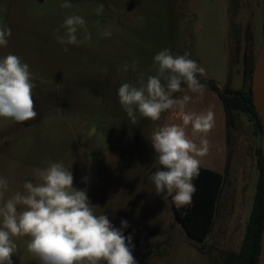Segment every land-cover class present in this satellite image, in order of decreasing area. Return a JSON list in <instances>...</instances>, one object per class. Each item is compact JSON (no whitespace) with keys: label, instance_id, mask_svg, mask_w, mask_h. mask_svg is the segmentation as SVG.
<instances>
[{"label":"rangeland","instance_id":"1","mask_svg":"<svg viewBox=\"0 0 264 264\" xmlns=\"http://www.w3.org/2000/svg\"><path fill=\"white\" fill-rule=\"evenodd\" d=\"M64 2L0 0V26L11 29L0 58L12 53L29 65L38 112L35 120L24 123L0 118V177L9 182L6 198L34 180V168L46 167L48 160L62 161L71 167L73 186L87 190L97 215L106 214L117 228L122 219L128 221L123 232L132 236L137 264H237L255 198L257 150L264 152V133L258 134L250 118L239 114L231 171L201 250L202 243L190 238L176 219L169 197L156 194L148 180L161 168L150 137L170 111L159 121L140 117L132 124L117 90L123 82L135 84L141 71L155 75L147 69L164 49L173 55L188 52L205 69L198 78L213 80L222 89L254 88L264 44V0H68L72 7L61 8ZM100 4L104 11L97 15ZM72 14L82 16L91 33V40L80 46L61 45L56 39V30ZM105 30L111 37L100 35ZM84 35L83 30L77 33L81 40ZM133 60H139L136 71H119ZM182 87L185 91L174 97H192L186 111L214 112V127L206 137L210 148L202 159L220 162L223 170L222 104L205 85L200 93ZM261 105L256 103L259 111ZM28 239H16L13 264H41L27 252Z\"/></svg>","mask_w":264,"mask_h":264},{"label":"clouds","instance_id":"2","mask_svg":"<svg viewBox=\"0 0 264 264\" xmlns=\"http://www.w3.org/2000/svg\"><path fill=\"white\" fill-rule=\"evenodd\" d=\"M60 7L72 5L65 0ZM103 11V4L95 9L97 15ZM60 29H64L63 35L58 34ZM80 30L85 33L83 40L77 36ZM56 33L61 45L80 46L91 40L85 19L76 14L66 17ZM100 35L111 37L112 33L105 30ZM10 36L11 29L0 26V47L7 46ZM63 50L67 52L68 48ZM138 67L139 60H133L125 62L119 71L127 73ZM153 71L155 75L139 72L135 84L123 82L117 95L132 124H137L140 117L156 122L165 112H179L181 123L158 125L152 131L155 163L161 168L148 180L156 194L164 199L171 196L177 207H184L192 203L196 191L193 181L210 148L206 137L214 127V112L211 108L199 113L186 111L192 97L185 94L175 98L174 94L185 91L182 85L192 92H202L204 85L198 75H204L205 69L190 59L188 52L173 55L164 49L147 69ZM35 87L29 65L19 56L9 53L0 58V118L14 123L35 120ZM45 163L46 167L32 170L34 180L25 181L23 191L7 198L9 182L0 177V264H13L12 257L18 252L16 239L22 237H29L26 250L41 264H137L132 236L123 232L128 221L122 219L117 228L106 214L97 215L87 190L73 186L71 167H65L62 161Z\"/></svg>","mask_w":264,"mask_h":264},{"label":"trees","instance_id":"3","mask_svg":"<svg viewBox=\"0 0 264 264\" xmlns=\"http://www.w3.org/2000/svg\"><path fill=\"white\" fill-rule=\"evenodd\" d=\"M198 79L201 84L209 87L217 94L224 109L226 131L225 170L221 174L200 166L199 176L193 181L196 191L192 197V206L185 214L179 213L173 206L172 197H168L171 200L176 219L185 228L190 238L202 243L200 248L202 250L205 246V240L214 224L222 188L231 171L233 132L237 130L238 116L239 114L247 115L254 123L255 130L258 134H263L264 126L254 103L253 87L250 84L248 88L243 90H233L229 87L222 89L213 80ZM257 169L258 179L255 198L242 244L236 257L237 264H259L261 242L264 232V152L261 147L257 150Z\"/></svg>","mask_w":264,"mask_h":264},{"label":"crops","instance_id":"4","mask_svg":"<svg viewBox=\"0 0 264 264\" xmlns=\"http://www.w3.org/2000/svg\"><path fill=\"white\" fill-rule=\"evenodd\" d=\"M214 92V91H213ZM216 94V93H215ZM217 95V94H216ZM218 97V96H217ZM219 98V97H218ZM220 100V99H219ZM221 102V101H220ZM222 104V103H221ZM223 107V106H222ZM223 112H224V109H223ZM219 121V116H218V111L215 112V122H218ZM173 123H176V124H179L181 123V120H180V114L179 112H172L170 111L169 114H167V117L165 119V122H164V125L165 124H173ZM218 129H219V125H218ZM190 131L189 134L191 133V129L188 130ZM224 134H225V155H226V131H225V117H224ZM216 136L219 137L220 136V133L217 132L216 133ZM212 150V149H211ZM204 163V164H203ZM206 164H210V165H213V167H210V166H207ZM220 162H217L216 160H205V159H201V167L203 168H207V169H210V170H213L215 172H218V173H224V170H225V165H226V156H225V165H224V168L223 170L221 169L220 167Z\"/></svg>","mask_w":264,"mask_h":264},{"label":"bare ground","instance_id":"5","mask_svg":"<svg viewBox=\"0 0 264 264\" xmlns=\"http://www.w3.org/2000/svg\"><path fill=\"white\" fill-rule=\"evenodd\" d=\"M264 54L259 56L254 80V97L255 102L261 105L262 94H264ZM262 106V105H261Z\"/></svg>","mask_w":264,"mask_h":264},{"label":"water","instance_id":"6","mask_svg":"<svg viewBox=\"0 0 264 264\" xmlns=\"http://www.w3.org/2000/svg\"><path fill=\"white\" fill-rule=\"evenodd\" d=\"M261 54H264V44H263V48L261 50L260 55ZM253 92H254V88H253ZM261 98H262V106H261L262 110H260V111L258 110V113H259V116L261 117V121H262V124L264 126V94H262ZM254 103H255V97H254ZM255 105H256V103H255ZM259 264H264V232H263L262 242H261V252H260V256H259Z\"/></svg>","mask_w":264,"mask_h":264},{"label":"built area","instance_id":"7","mask_svg":"<svg viewBox=\"0 0 264 264\" xmlns=\"http://www.w3.org/2000/svg\"><path fill=\"white\" fill-rule=\"evenodd\" d=\"M173 195H174V193H173ZM172 201H173V200H172ZM173 206L178 210L179 213H181V214H185V213L191 208L192 203L189 204V205H187V206H184V207H177V206L175 205V203L173 202Z\"/></svg>","mask_w":264,"mask_h":264}]
</instances>
